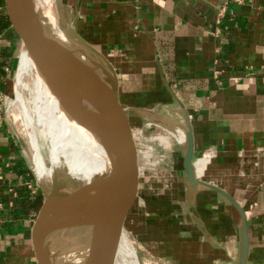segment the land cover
Masks as SVG:
<instances>
[{
	"label": "crops",
	"instance_id": "1",
	"mask_svg": "<svg viewBox=\"0 0 264 264\" xmlns=\"http://www.w3.org/2000/svg\"><path fill=\"white\" fill-rule=\"evenodd\" d=\"M68 1L77 34L110 60L133 121L141 125L138 112H149L188 130L195 178L239 205L249 237L246 264H264V0ZM11 67L0 74V105ZM7 136L0 128V264H36L33 211L20 208L33 197ZM192 192L190 233L201 247L194 264H240V213L210 189ZM202 192L213 196L208 207L217 219L196 212ZM55 232L53 264H73Z\"/></svg>",
	"mask_w": 264,
	"mask_h": 264
},
{
	"label": "rangeland",
	"instance_id": "2",
	"mask_svg": "<svg viewBox=\"0 0 264 264\" xmlns=\"http://www.w3.org/2000/svg\"><path fill=\"white\" fill-rule=\"evenodd\" d=\"M49 1L57 7L60 5L68 24L73 27L72 20L68 17L70 12L69 1ZM0 11H5V6L1 7ZM76 43L91 58L95 68L100 70L102 75L107 76L103 70L107 66L111 67V62L107 56L101 52L92 51L87 42L76 41ZM22 50L23 46L21 48L9 29L0 33V56L4 53L8 54V65L12 66L11 87L0 105V128L5 127L8 135L6 139L16 150L12 156L17 158L18 168L25 175L26 189L33 200L38 197L41 198V208L52 191L50 185L43 181L51 171L50 169L53 168L51 166L53 164L51 162V143L48 141L50 137L42 138L40 136L38 126L35 124L34 112L39 101L37 102L36 97H34L35 94H31L29 91L33 87V82L26 76L28 73L27 65H22ZM19 80H24L29 88L28 90L23 86L20 89V95H18L17 86H15ZM91 109L92 105L86 99L83 119L90 114ZM28 117L33 120L28 121ZM95 120L90 134V158L97 166L101 181L107 187L109 196L120 176V162L114 169L115 161L109 150L106 129L102 128L97 116ZM139 121L141 125H137L134 121L139 130L135 137L136 145L139 146L143 142L142 148L137 151L141 178L138 205L131 216L130 214L122 215V221L120 215L119 222L121 227L126 224L123 231L135 251L139 264H194V258L200 254L201 247L198 243L199 239L195 237L197 238L196 242L190 233L192 225L188 214L192 210L191 204L195 201V197L192 192L193 187L186 181V173L183 168L185 148L167 130L146 120L139 119ZM59 129L55 127L53 137H51L58 146L61 142V134L57 133V131L60 132ZM57 134L58 136H56ZM126 143H128L127 137ZM128 151L129 147L123 152L121 159L127 156ZM59 171L56 186L60 188V192H63V195L78 192L81 184L74 181L69 182L66 167L62 166ZM55 181L56 179H54ZM65 182H68L72 187H68L69 184L66 185ZM202 193L200 195L204 197L203 203L196 206V212L204 219H217L216 210H210L208 207L210 205L208 201L213 196L210 197L209 194ZM39 211L40 209L33 211L31 218L33 222L36 221ZM56 212L62 213L64 211ZM70 213L69 210L65 214ZM49 221L50 218L48 217L46 225ZM44 247L49 249L47 242L44 243ZM132 249L131 254L134 256Z\"/></svg>",
	"mask_w": 264,
	"mask_h": 264
},
{
	"label": "bare ground",
	"instance_id": "3",
	"mask_svg": "<svg viewBox=\"0 0 264 264\" xmlns=\"http://www.w3.org/2000/svg\"><path fill=\"white\" fill-rule=\"evenodd\" d=\"M31 18L33 29L46 52L57 58L65 66L102 89L107 88L111 83L108 75L114 77L113 81L116 79V73L112 67L105 66L106 68L103 70L107 76L102 75L101 71L95 68L91 58L76 43L79 40L72 34V30L75 31V29L68 23L65 26L61 24L60 5L57 7L49 0H33ZM22 65H27L28 73L26 76L33 82V87L29 90L24 80H19L15 84L17 93L20 95V89L24 86L31 94H35L34 97H36L37 102L39 101V105L34 112L36 123L33 122L37 124L42 138L50 137L48 141L51 143V162H53L51 166L53 168L42 179L50 185L52 190L57 187L59 170L65 166L69 182L74 181L81 184L80 190L75 194L72 192L63 195L59 189L56 194L52 195L53 199H59L63 202H58V205L51 209L50 221L47 225L45 223L44 243L47 242L48 247H50L53 244L52 234L56 231V236L68 259L75 264L71 254L72 249L77 263L86 264L94 246L100 216L109 197L107 187L101 181L98 168L90 158V134L92 125L96 122V116L102 128L106 129L109 150L115 161L114 169L120 162L123 152L127 150L126 136L108 115L90 101L92 109L90 114L83 119L86 98L48 81L41 74L25 47L22 50ZM138 113L149 123L156 124L174 135L178 142V138H180L179 143L181 145H187L189 132L184 127L175 125V123L149 112ZM29 120L33 119L28 117ZM55 127L60 128V132L56 130L58 134H61L59 146L51 139ZM37 137L39 138V135ZM54 179H56L55 182ZM65 183L66 185L69 184L68 182ZM203 184V188L212 186L208 183ZM191 187L194 188L192 185ZM214 187L218 188L217 186ZM72 209L75 212H72ZM69 210L71 213L65 214ZM56 211L64 212L58 213ZM118 224V229H120V222ZM131 249L127 235L122 230L120 239L112 251L109 264H139L135 251L132 249L133 256ZM46 252L50 264H53L50 250L46 249Z\"/></svg>",
	"mask_w": 264,
	"mask_h": 264
},
{
	"label": "water",
	"instance_id": "4",
	"mask_svg": "<svg viewBox=\"0 0 264 264\" xmlns=\"http://www.w3.org/2000/svg\"><path fill=\"white\" fill-rule=\"evenodd\" d=\"M32 2L33 0H4L5 15L9 30L14 39L20 44L21 48L22 46L26 48L35 65L48 81L89 100L108 115V117L122 129L128 139L130 146L128 154L120 161V176L103 208L95 233L94 246L86 262V264H109L112 251L120 239L122 230L126 226V224H123V226L118 229L120 215L127 216L130 214L131 216L138 205L141 178L138 168L137 151L139 148H142L143 142H141L139 146L136 145L135 137L139 130L136 128L131 114L120 100L117 78L113 81L114 77L108 75L111 83L107 88H99L46 52L32 26ZM60 17L61 24L65 26L68 22L61 8ZM72 34L77 40L84 43L74 30H72ZM141 137L143 138V135H141ZM193 154V137L189 134L184 154V169L187 176L186 181L194 187L204 186L201 181L195 178ZM68 187H72V185H68ZM205 187L226 198L240 213L242 220V255L240 264H246L249 253V237L246 217L242 209L222 190L214 186ZM59 189L58 186L52 189L51 194H49L47 199L43 202L32 227L31 240L36 264H50L49 257L44 247V230L45 223L51 214V209L56 207L58 202L62 201L53 199L52 196L56 194ZM202 231L205 235H208L204 228H202Z\"/></svg>",
	"mask_w": 264,
	"mask_h": 264
},
{
	"label": "trees",
	"instance_id": "5",
	"mask_svg": "<svg viewBox=\"0 0 264 264\" xmlns=\"http://www.w3.org/2000/svg\"><path fill=\"white\" fill-rule=\"evenodd\" d=\"M4 6V0H0V8ZM9 29L5 11H0V33L6 32ZM9 55L4 53L1 55L0 59V74L4 70L5 66L8 64ZM41 205V198H37L33 201L26 200L20 204V208L25 212L38 211Z\"/></svg>",
	"mask_w": 264,
	"mask_h": 264
}]
</instances>
